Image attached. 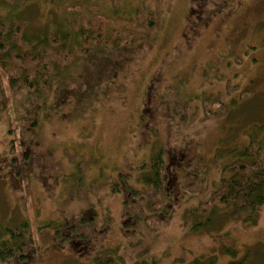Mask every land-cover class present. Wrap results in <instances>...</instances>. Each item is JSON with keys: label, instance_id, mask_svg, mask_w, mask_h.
I'll use <instances>...</instances> for the list:
<instances>
[{"label": "rangeland", "instance_id": "obj_1", "mask_svg": "<svg viewBox=\"0 0 264 264\" xmlns=\"http://www.w3.org/2000/svg\"><path fill=\"white\" fill-rule=\"evenodd\" d=\"M63 1L99 0H0V18L23 21V41L57 31L74 46L70 22L79 14H68ZM99 11H141L156 24L137 33L136 43L94 46L53 74L39 126L26 139L16 119L32 95L4 79L0 237L9 238L5 226L26 220L28 247L24 258L18 252L0 264H87L100 249H115L125 264H192L211 255L227 264L224 246L236 259L249 252L260 263L264 204L250 213L255 223L226 210L198 229L185 212L207 200L222 167L249 143L264 146V0H103ZM218 96L222 110L213 104ZM186 105L194 119L186 118ZM198 160L206 165L202 186L190 192L184 177L194 176ZM151 161L167 194L153 227L142 217L153 214L154 186L144 179L155 170L128 168Z\"/></svg>", "mask_w": 264, "mask_h": 264}, {"label": "trees", "instance_id": "obj_2", "mask_svg": "<svg viewBox=\"0 0 264 264\" xmlns=\"http://www.w3.org/2000/svg\"><path fill=\"white\" fill-rule=\"evenodd\" d=\"M99 0L93 3L68 4L63 1L62 5L68 14H79L78 19L71 20V28L75 36L72 38L76 45H71L70 34H61L57 31H49L44 41L22 40L21 36L25 30V23L22 20L8 21L0 18V107L1 99L5 95L8 81L10 88H25L31 95L32 100L28 111L16 119L21 138L26 139L34 129L39 126V116L44 109V98L49 94V83L51 76L69 65L76 57L87 56L94 46L111 47L117 43L121 46H128L140 40L137 33H147L155 27L156 19L153 14L144 15L136 11L134 16L111 17L99 11ZM90 11V15L84 14L83 10ZM115 24V26H112ZM73 43V42H72ZM236 88V87H234ZM248 91L242 96H247ZM208 102V101H207ZM204 102V113L210 116L207 111L208 103ZM213 104L222 110L223 99L218 96ZM186 108V118L194 119ZM69 158L73 154L69 151ZM161 160V159H160ZM157 162L144 163L141 166L128 165L132 171H139L142 168H153L155 178H145L144 181L154 186L153 197L148 202V208L153 214L142 217L147 226L153 227L160 221L155 214L159 210H167V194L164 185L158 178ZM193 170L194 176L184 177V188L190 192L201 189L202 180L198 176L204 171L206 165L197 161ZM84 169L83 167L81 168ZM134 191V190H133ZM264 204V146L255 142L249 143L240 156L224 165L221 170L220 183L207 198L196 207L187 210L185 217H193L196 222L195 229L212 223V216L216 212L230 211V216L235 220L255 223L256 219L250 213ZM248 213V214H242ZM204 221H201L203 220ZM28 228L26 220L18 225L5 226L4 231L9 233V238L0 237V261L11 263L16 259L25 257L27 241L24 230ZM30 240V239H29ZM223 251L229 254L232 259L227 264H264L251 258V253L240 259H236V251L224 246ZM250 256V257H249ZM261 259H263L261 255ZM87 264H125L115 249H100L94 254ZM150 264H157L152 260ZM192 264H216V256L209 258H194Z\"/></svg>", "mask_w": 264, "mask_h": 264}]
</instances>
